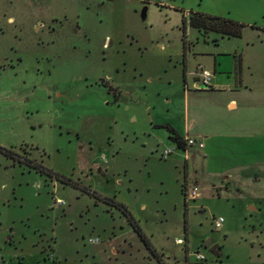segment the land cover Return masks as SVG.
<instances>
[{
  "label": "rangeland",
  "instance_id": "1",
  "mask_svg": "<svg viewBox=\"0 0 264 264\" xmlns=\"http://www.w3.org/2000/svg\"><path fill=\"white\" fill-rule=\"evenodd\" d=\"M166 1L0 0V146L70 182L0 152V264H159L107 199L167 264H264V0ZM192 12L242 34H204ZM201 66L224 81L237 67L250 98L233 119L249 125L192 157L153 121Z\"/></svg>",
  "mask_w": 264,
  "mask_h": 264
},
{
  "label": "crops",
  "instance_id": "2",
  "mask_svg": "<svg viewBox=\"0 0 264 264\" xmlns=\"http://www.w3.org/2000/svg\"><path fill=\"white\" fill-rule=\"evenodd\" d=\"M189 53L186 55L187 75L189 74ZM201 67L206 68L205 66ZM235 73L233 81H224L223 77H220L214 71V76L211 79L209 87L201 86L199 83L193 84V81L196 79L194 74L193 78L190 80L186 76L187 84L183 86L182 91L180 90L178 96V98L181 97L183 100L181 106L179 107V104H176V106L172 105L176 98H169L167 100L169 106L165 112L162 114L155 113L153 127L155 129L165 130L160 126L170 125L175 130V133L181 138L186 136L198 137L200 139L202 138L205 142V146L203 147L204 150L208 145V143L206 145L207 140L215 143L217 139L225 137L224 134H226L225 131L227 129L245 128L249 125L248 122H236L233 119L234 111L239 109V100L247 102L250 95L247 93L248 86H245V82L240 76V72L238 73L237 67L235 68ZM241 112H243V110ZM227 114L232 115L227 116ZM203 128L210 129V131L203 132ZM191 150H193L191 155L192 157L196 156L195 152L201 153V149L194 148ZM253 151L259 152L258 150L252 149L247 150L246 153L248 154ZM210 154L211 157L214 156V153L210 152ZM204 156L208 158V154L206 152H204ZM254 161L259 164H264L262 163L264 160L260 161L255 159V157ZM188 165V162H186L187 169ZM234 166H237V164ZM216 174H218V172L215 171L214 175ZM230 177L231 175L223 176V184H227Z\"/></svg>",
  "mask_w": 264,
  "mask_h": 264
},
{
  "label": "trees",
  "instance_id": "3",
  "mask_svg": "<svg viewBox=\"0 0 264 264\" xmlns=\"http://www.w3.org/2000/svg\"><path fill=\"white\" fill-rule=\"evenodd\" d=\"M189 24L191 27L198 29V31L208 34L209 32H216L221 35L222 37H240L242 34V28L244 27V24L224 18L221 16H215L210 15L206 13L201 12H192L189 19ZM183 43H184V56L186 54V42H187V21L186 19L183 20ZM185 70V69H184ZM161 128H164L169 133H175V130L170 125H162ZM177 142L180 143V137L176 135ZM112 202V204L116 207H118L121 212L127 216L128 221L133 225L135 228V231L140 236L141 240L144 242L146 248L152 252L154 256L158 258L159 264H167L163 261V259L159 256V254L156 253V250L153 248L151 241L149 238L144 234L142 229L138 226V223L135 221L134 217L131 215V213L128 211V209L119 202H114L112 200H109Z\"/></svg>",
  "mask_w": 264,
  "mask_h": 264
},
{
  "label": "built area",
  "instance_id": "4",
  "mask_svg": "<svg viewBox=\"0 0 264 264\" xmlns=\"http://www.w3.org/2000/svg\"><path fill=\"white\" fill-rule=\"evenodd\" d=\"M161 5H167V1L166 0H162V2H160ZM200 80H199V85L204 86V87H209L210 86V82L211 79L213 77V72L207 68H202L200 70ZM173 146H177L179 148H182L184 150L190 148V147H196L197 149H202L204 147V143L202 141V139L198 138V137H191V136H186L184 138L180 139V143H175L173 144ZM174 152V148L173 147H165L164 149L160 150V157L167 159L169 158ZM185 158H187V156H185ZM199 193V187L198 186H194L191 189H188V197L190 199H195L197 197ZM225 220L223 217H218L215 218L214 220V226L215 228H222L223 224H224ZM98 240L97 239H91L90 243H97ZM180 242V240L178 241ZM198 260H202V257L200 255L197 256Z\"/></svg>",
  "mask_w": 264,
  "mask_h": 264
},
{
  "label": "flooded vegetation",
  "instance_id": "5",
  "mask_svg": "<svg viewBox=\"0 0 264 264\" xmlns=\"http://www.w3.org/2000/svg\"><path fill=\"white\" fill-rule=\"evenodd\" d=\"M187 43V42H186ZM186 49H187V44H186ZM183 50H184V43H183ZM183 50H182V57H183V61H184V64H185V70H184V72H185V75H187L186 74V69H187V57H186V55H187V53H188V50H186V54H185V56H184V53H183ZM202 69V67L200 68H198L197 69V74H195V80L193 81V84H197V83H199V80H200V70ZM186 84H187V82H186ZM171 135H170V138H174V139H176V133H170ZM177 140V139H176ZM0 152H2V153H4L6 156H8V157H12L13 159H14V161L15 162H19L20 164H25L26 166H29V168H31V169H35V170H37L38 172H41V173H48V174H51L52 175V178L53 179H56V180H60L63 184H69L70 182H69V180L66 178V177H64V176H61V175H59V174H57V173H53L51 170H48V169H46V168H44L42 165H40L39 163H38V161L36 160V159H28L27 161H19V160H17L16 159V157L14 156H10V154H12V152H11V150H8V149H5L4 147H1L0 146ZM159 156H160V154H159ZM106 162V161H105ZM186 165V164H185ZM186 171H187V167H186ZM186 183H187V181H185V183H184V186H183V192H184V197H185V200L187 201L188 200V198H187V192H186V189H185V185H186ZM89 190H87V192H88ZM91 193L93 194V195H96V193L95 192H92L91 191ZM110 199H107V201H109ZM106 201V200H105ZM214 224V223H213ZM210 239V237L209 238H207L206 240H209ZM47 257H48V253H47Z\"/></svg>",
  "mask_w": 264,
  "mask_h": 264
},
{
  "label": "water",
  "instance_id": "6",
  "mask_svg": "<svg viewBox=\"0 0 264 264\" xmlns=\"http://www.w3.org/2000/svg\"><path fill=\"white\" fill-rule=\"evenodd\" d=\"M145 13H146V9H144V11H143V16H145ZM170 140L172 141V142H174L175 143V141H176V139H174V138H170ZM255 209V208H254ZM211 241V239H209V240H205V242L206 243H209Z\"/></svg>",
  "mask_w": 264,
  "mask_h": 264
}]
</instances>
